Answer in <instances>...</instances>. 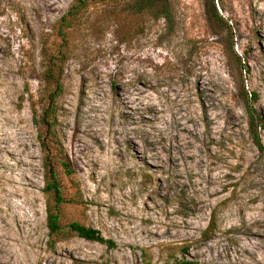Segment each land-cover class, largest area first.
<instances>
[{
    "label": "rangeland",
    "instance_id": "374dc122",
    "mask_svg": "<svg viewBox=\"0 0 264 264\" xmlns=\"http://www.w3.org/2000/svg\"><path fill=\"white\" fill-rule=\"evenodd\" d=\"M156 1L0 0V264H264V0ZM50 62L62 220L113 247L47 244Z\"/></svg>",
    "mask_w": 264,
    "mask_h": 264
},
{
    "label": "trees",
    "instance_id": "16d2710c",
    "mask_svg": "<svg viewBox=\"0 0 264 264\" xmlns=\"http://www.w3.org/2000/svg\"><path fill=\"white\" fill-rule=\"evenodd\" d=\"M138 11L155 6L156 0H133ZM86 6L85 0H76L70 5L67 12L60 18V30L69 24V20L75 18L79 10ZM165 12H163L164 14ZM71 18V19H70ZM60 62V61H59ZM55 62L48 64L44 80L53 86V90L48 94V100L41 111L39 121L43 125V132L40 135V148L43 153V193L45 194V227L47 229V244L49 248H54L57 242L64 241L70 237H79L89 241H96L113 247L111 240L105 239L101 233L86 225L83 221L62 220V208L65 204L79 203L81 193L79 183L74 176V170L71 167L69 159L61 147L57 134L56 126V99L61 92V85L58 76L60 70H54ZM251 100H255L256 94L250 93ZM65 182H64V180ZM68 185L72 192L65 194V185ZM211 229V224L206 227L204 234ZM177 264H194L193 261L180 259ZM144 264H151L145 261Z\"/></svg>",
    "mask_w": 264,
    "mask_h": 264
}]
</instances>
